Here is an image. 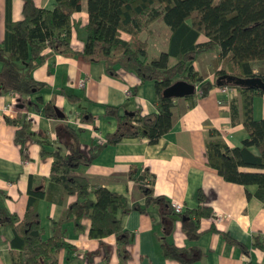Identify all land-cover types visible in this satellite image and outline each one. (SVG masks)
Returning a JSON list of instances; mask_svg holds the SVG:
<instances>
[{
    "label": "crops",
    "instance_id": "obj_1",
    "mask_svg": "<svg viewBox=\"0 0 264 264\" xmlns=\"http://www.w3.org/2000/svg\"><path fill=\"white\" fill-rule=\"evenodd\" d=\"M40 7L53 8L55 0H34ZM23 0H0V44L4 38L6 20L22 18ZM88 20L87 0H81V8L71 16V46L75 51L83 48V25ZM161 20V19H160ZM150 24V33H141L148 42L149 58L156 57L167 49L170 29L164 20ZM161 29V33L159 32ZM161 38H157L160 36ZM124 39L129 35L122 33ZM151 40V41H150ZM206 40L200 37V41ZM44 62L33 69L35 80L47 85V89L27 96L36 102L41 97L39 108L52 103L63 118H47L32 105H21L16 93L0 94V210L22 218L28 200L29 180L32 186H41L44 197L38 201V214L42 226V238L48 239L60 231L71 249L63 248L58 254L59 264H185L166 258L163 243L178 248L196 247L202 253L199 260L190 264H263L264 253L254 247L253 237H264V201L256 197V185H241L225 181L207 162L206 143L208 128L218 130L229 147L241 146L248 134L242 124L241 100L235 90L223 92L221 86L213 87L204 98L186 109L183 98L175 100L172 129L156 144L147 138H126L115 145L105 146L90 165L78 167L81 175L92 184L106 187L126 197L128 206L135 202L145 211L129 210L120 216L121 226L129 233L126 245L128 257L120 261L118 244L114 235L102 239L88 236L90 219L83 216L80 226L65 212L75 201L74 196H64L59 184L50 178L53 158L42 155L38 142L47 135L52 147L65 144L68 138L62 126L73 130L76 123L83 124L79 133V150L88 153L90 148L103 143L107 134L113 133L116 122L106 116L103 105L123 106L125 110L137 109L141 114L156 112L154 107L155 87L152 82L140 84L134 72L119 68L116 76L108 75L100 62H86L80 58L64 56L44 48ZM217 50L204 52L194 61L195 69L205 79L215 80V72L228 69L231 64L219 59ZM226 62V63H225ZM227 64V65H226ZM1 68V65H0ZM237 72V67H233ZM83 83V85H81ZM136 87L135 94L128 92ZM61 89L73 92L84 99L82 102L93 116V122L83 123L77 117L79 105L71 104L60 95ZM238 113L232 117L231 103ZM252 113L256 120L264 119V95L252 99ZM21 116L20 123L10 125L5 117ZM26 120L31 133L24 142V149L15 142V130ZM61 134V137L58 136ZM257 154L255 147L250 148ZM148 168L155 174L154 195L163 201L146 205L145 198L129 178L130 169ZM246 171L264 169L241 168ZM202 195V200L200 199ZM249 194V196H248ZM180 203L183 212L208 207L211 216L200 220L197 239H190L182 229L181 216L174 214L171 204ZM56 223V224H55ZM170 227L169 234L165 233ZM226 234L233 243L223 236ZM14 233L9 225H0V264H13L10 244ZM16 255V253L14 254Z\"/></svg>",
    "mask_w": 264,
    "mask_h": 264
},
{
    "label": "trees",
    "instance_id": "obj_2",
    "mask_svg": "<svg viewBox=\"0 0 264 264\" xmlns=\"http://www.w3.org/2000/svg\"><path fill=\"white\" fill-rule=\"evenodd\" d=\"M9 4L10 0H7V8ZM80 8L81 0H55L53 8L40 7L34 0H23L22 18L6 20L0 44V94L16 93L23 107L32 105L40 110L41 97L32 102L27 96L47 89L45 83L32 76L33 69L44 62L43 50L47 47L64 56L100 62L108 75L116 76L117 70L122 68L134 72L140 84L152 82L156 112L144 115L137 109L124 111L123 106L103 105L106 116L115 120L116 128L106 135L103 143L93 145L87 154L79 150L81 128L73 130L63 125V134L68 141L55 147L46 134L41 135L38 142L42 146V155L53 158L50 178L60 185L64 196L75 198L65 217H73L77 226L83 216L88 217L90 238L114 235L118 256L124 261L128 257L126 245L130 238L121 226L120 216L129 210L145 211V207L136 202L128 206L125 196L92 184L88 177L78 172V167L90 165L105 146L115 145L122 139L147 138L149 144H156L172 129L173 107L175 100L179 99L164 96V89L177 80L194 85L195 92L183 97L187 102L186 109H189L197 99L206 97L217 86L216 79L220 75L233 78L223 80L220 86H228L239 93L242 124L248 137L241 146L229 147L221 133L209 127L207 162L225 181L256 185L255 195L264 201V172L241 169H264V119L256 120L252 113L253 97L264 93L237 82L239 78L250 77H260L264 82V73L253 72L254 63L264 61V0H87L88 20L82 27L83 48L75 51L70 43L71 16ZM159 19L164 20L170 29L168 46L156 57L149 58L148 42L141 38V33L149 34L150 24ZM122 33L128 34L129 39H124ZM200 37L206 40L200 41ZM213 50L218 52L217 60L225 59L231 66L216 71L215 80L210 81L195 69L194 61L200 54ZM136 87L129 96L135 94ZM59 93L71 104L79 105L77 117L81 122H93V116L82 102L84 99L64 89ZM231 109L235 118L238 111L233 102ZM40 111L47 118H57L52 103L44 104ZM5 119L10 125H17L21 116ZM28 127L27 121L23 120L15 130L14 140L22 150L26 138L31 135ZM251 147L256 148L257 154L251 151ZM128 176L136 183L146 205L163 201L162 196L154 195L156 176L148 168L132 167ZM32 181L31 177L23 217L0 210V225H9L13 230L10 244L12 251H17L14 252L16 255L12 253L13 264H59V252L63 248L71 249V246L66 244L60 231L48 239L42 238L37 205L44 197V191L41 186L33 187ZM174 214L185 219L182 229L187 237L197 239L201 233L198 231L200 220L211 216V211L200 204L194 210ZM170 229L166 227L165 233L169 234ZM223 236L233 243L226 234ZM252 244L264 253L263 236H254ZM162 246L166 258L180 263L190 264L202 255L196 247L184 249L166 242Z\"/></svg>",
    "mask_w": 264,
    "mask_h": 264
},
{
    "label": "water",
    "instance_id": "obj_3",
    "mask_svg": "<svg viewBox=\"0 0 264 264\" xmlns=\"http://www.w3.org/2000/svg\"><path fill=\"white\" fill-rule=\"evenodd\" d=\"M233 78L228 75H220L216 79L217 85L222 84L223 80H232ZM239 84L248 85L250 87H255L260 89L264 93V82L260 77H250V78H239L237 80ZM195 92V86L192 84H189L182 80H177L174 83H172L170 86L164 89L163 94L166 97L170 98H183L188 95H191ZM19 107H23V105H20ZM55 112L57 114V117L63 118L64 114L55 107Z\"/></svg>",
    "mask_w": 264,
    "mask_h": 264
},
{
    "label": "built area",
    "instance_id": "obj_4",
    "mask_svg": "<svg viewBox=\"0 0 264 264\" xmlns=\"http://www.w3.org/2000/svg\"><path fill=\"white\" fill-rule=\"evenodd\" d=\"M81 85H83V83H82ZM221 90H222L223 92H228V91H230V90H232V89L229 88L228 86H222V87H221ZM129 95H130V92H128V96H129ZM76 125H77V127H80V128L83 127V124L80 123V122H77ZM171 207H172V210H173L174 213H178V214H179V213H182V211H183V207H182V205H181L180 203L173 202V203L171 204Z\"/></svg>",
    "mask_w": 264,
    "mask_h": 264
},
{
    "label": "rangeland",
    "instance_id": "obj_5",
    "mask_svg": "<svg viewBox=\"0 0 264 264\" xmlns=\"http://www.w3.org/2000/svg\"><path fill=\"white\" fill-rule=\"evenodd\" d=\"M160 21H162V20H160ZM159 32L160 33L162 32L161 29H159ZM161 37H162V34H160V36H157L158 39L161 38ZM253 72L256 73V74L264 73V61L255 62L254 65H253Z\"/></svg>",
    "mask_w": 264,
    "mask_h": 264
}]
</instances>
